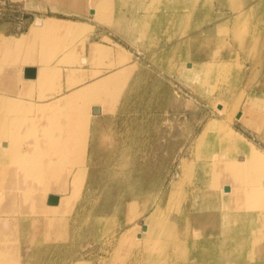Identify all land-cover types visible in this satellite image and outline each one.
<instances>
[{"label": "rangeland", "instance_id": "1", "mask_svg": "<svg viewBox=\"0 0 264 264\" xmlns=\"http://www.w3.org/2000/svg\"><path fill=\"white\" fill-rule=\"evenodd\" d=\"M188 1L194 0H159L158 4L156 0H151L155 4L153 23L151 25V20L140 22L147 27L150 25L153 27H150V33L148 31L141 33L137 29L138 25L136 26L138 18L136 13H139V17L147 13L145 6L149 0H129L125 1V4L124 1L119 0H104L101 4L97 3V10L92 9L90 0H0V87L4 86L5 90L10 86L15 87L18 82L22 83L21 90L25 87L27 81L20 77H24L25 65L32 62V59L26 60L24 56L20 57L19 54L24 53L25 50L28 52L33 49L39 50V55L36 56L39 63H48L49 59L50 62L57 59V56L47 57L51 53L40 45L42 42L40 27L45 29L47 26H38V23H44L51 18L57 21L81 23L82 29L73 30L70 35L61 36L59 43L56 41L51 43V46L57 44L60 48L66 47L65 51L59 50L61 53L64 52L61 59L65 62L78 61L83 64L100 61L98 64L105 66L106 61V65L111 66L108 55L117 52L120 57H125L128 54L126 52H129L131 56L129 61L134 63V69H130L126 77V84L129 80L133 84L129 83L130 97H126L122 103L125 106H122L124 111L118 114V119L114 122H108L110 129L115 128L118 132H124L125 135L117 141L110 136L104 137L102 148L114 149L116 154L107 151L98 154L99 158H96L97 164L107 165L109 164L107 160L113 156V164L117 168H98L95 174L98 183L91 186L85 182L80 192L86 193L82 198L87 205L96 203L98 210L103 209L104 206H112L119 212L120 218H115L107 224L108 228L101 233L98 232L100 239L93 244L90 256L83 258L84 264H189L187 259L176 261L171 256L177 249V244L171 240L176 236V230L172 227L174 221L179 225L177 234L182 240L195 239L199 233L200 236L206 235L213 238L215 247L212 250L218 255L222 253L226 258L214 259L209 264H258L257 258L264 257V231H262L264 226H261V223L258 222L256 232L247 233L254 235L255 240L246 243L240 239L246 233L241 234L237 230L222 232L221 227L213 226L212 223L219 222L221 218L219 215L212 216L211 211L205 212V216H200L199 221L195 222L196 217L193 215L197 206H193V203L196 205L200 202V197L196 193L200 188L182 176L183 158L190 156L195 135L200 134L203 124L212 117L217 118L219 123L237 140L246 142L254 154L255 152L264 153V0H253L259 2V5L252 12V16L243 18V23L240 24L236 23L235 15L241 10L244 0H196V6L191 8L186 7ZM90 11L94 15L90 16ZM90 17L110 34L104 35L101 41H91L88 47L89 54H85L84 42L89 39L91 32L94 33L93 26L89 23ZM34 27L40 29H34ZM125 27L127 31L124 30ZM210 28L212 32L206 34L205 31ZM24 34L27 36L23 38ZM92 37L99 40L100 35H92ZM79 51L77 59H74V55ZM40 52L44 56H41ZM185 62L223 69L220 73L213 74L209 81L204 83L206 90H200L196 82H190L184 75ZM219 68L216 69L220 70ZM49 71L44 70V83L51 78ZM142 91L145 92L144 96L138 97L136 94ZM251 102L254 106L249 104ZM219 103L222 104L219 105ZM247 103L250 105L249 109H247ZM124 116L126 120L121 121L120 118ZM221 128V126L218 127L219 130ZM126 134H129V137ZM196 158L202 157L200 155ZM234 158L239 161L242 156L235 155ZM194 164L190 167L192 172L197 171ZM94 171L95 169L90 170L88 176L91 177ZM197 172L205 173L201 185L203 191L208 190L211 194L214 190H223L224 187L213 185L215 184L214 169L210 165L206 169L199 168ZM242 174L246 177L250 175L247 170ZM258 177L264 178V169H261ZM179 178H182V182L174 193L173 200H169L170 183ZM255 178L251 177L250 181L255 183L257 181ZM0 185V219L2 216L20 214L18 198L17 202L14 201V205L16 203L17 205L11 212L4 206L3 193L6 191L4 179L1 180ZM245 186L248 185H243L241 189ZM78 197L79 194L76 195V198ZM130 199L134 200L135 211L132 212L129 211ZM241 203L242 205L239 203L236 207H240L244 213H252L254 210L264 211L259 202L248 203L247 200ZM154 204L161 208L157 220L159 224L156 222L157 228L161 230V241L151 244L147 240L136 242L134 237L128 242L119 244L117 235L108 237L111 231L119 230L123 220L124 223L127 221V224H130L129 220L138 218L142 225L144 216ZM72 207L64 213L69 212ZM220 210L222 209L219 205L214 207V212H220ZM244 225L238 224L236 229ZM4 234L13 242L12 252H18L21 257L22 249L18 242V234L14 238L10 232L2 231L0 239L5 237ZM117 234L119 235V232ZM105 237L107 240L104 239ZM226 237L230 238V241H223ZM234 246L238 248L244 246V248L237 253L233 249ZM54 249L51 247V249H43L44 251L36 250L39 251L36 255L40 257L35 259L37 264H58L56 257L59 250ZM201 249V246L197 250L189 248L188 253ZM243 252L244 254L240 255Z\"/></svg>", "mask_w": 264, "mask_h": 264}, {"label": "bare ground", "instance_id": "2", "mask_svg": "<svg viewBox=\"0 0 264 264\" xmlns=\"http://www.w3.org/2000/svg\"><path fill=\"white\" fill-rule=\"evenodd\" d=\"M90 1H91L92 9L97 10V3L101 4L104 0H90ZM119 1H124V4H125V1H129V0H119ZM156 1L158 4L159 0H156ZM233 1H236V0H233ZM243 2H242V6L240 7L241 10H239V12H237L236 15L234 14L235 21L238 24L243 23V18L247 16L251 17L252 12L259 5V2H254L253 0H244ZM236 4L238 5V1ZM154 5L155 4L151 2V0H149L147 6H145L147 7L146 8L147 13H144L142 17H139V13H136V18L138 16L136 26L138 25L137 29L139 30V32L141 33H144L146 31L149 32L151 29L150 27H153L151 25L153 23L152 21L155 16L154 11H153ZM194 6H196V0L191 1V2L188 1V4L186 5V7H190V8ZM55 20H56L55 18H51V19L45 20L44 23L42 22L38 23V26H47V28L45 29H43L44 27L43 28L40 27L41 28L40 38L42 40L40 45L43 46V48L48 53L51 52V50L56 51V50L63 49V51H65L66 50L65 46L60 48L59 46H57V44H53L51 46V43L54 41L59 43L61 36L70 35V33L73 32V30L82 29L80 25L81 23H78V22L69 23L63 20L62 21H57V20L55 21ZM146 20H151V25L149 27H147L146 25H142L140 22V21H146ZM74 24H76L77 26H75ZM127 24L129 25V23ZM40 28L34 27V29H40ZM124 30L127 31V28L125 27ZM223 31L225 32V30ZM211 32H212L211 28L205 31L206 34H209ZM240 32H242V30ZM22 36L24 38L27 36V34H24ZM71 48H69V50ZM108 56H112V54ZM163 58H164V55H163ZM216 68H219V67L214 66V68H211V67H205L204 64H196L195 62H185L184 63V75H186V77L189 79L190 82H196L200 90H203V89L206 90L207 87L205 86L204 83L209 81V79L211 78L213 74L220 73V71L223 69L222 67L219 68L220 70H217ZM100 71L102 70L97 71V73ZM23 75H24V72H23ZM120 75H122V73H120L119 71L108 73L106 75L103 74L96 80H93L91 82H88L86 84L79 86L66 97L51 99V100H47L44 102H39V101L37 102V101H31V100L28 101L26 100L25 97L24 99V98H19V97H12L7 93L6 94L0 93V182L2 179H4L6 183L5 185L6 191L3 193L4 194L3 202H4V206L8 207L10 212L16 207L17 203L14 205V201H16L17 198L20 201L19 208L21 209V214L29 213V212H47V211L52 212L54 214L56 212L67 211L74 205L76 200L79 198V197L76 198V195L79 194L80 196V192L84 185V182L87 176V171H88L87 169L88 167L86 164V146H87L86 140H87L88 134L86 131L90 123V118L94 115L101 114L108 109L111 110L110 108L113 103L111 104L109 99L115 91V89L111 85V81L119 78ZM84 77L85 75L81 79H83ZM20 78H22L24 81H27V83L31 84L30 88H32L35 81H40L42 83L44 82V70L40 68L35 77H26V76L22 77L21 76ZM10 88L15 89V87H12V86H10ZM64 93L65 92H63V94ZM221 104L219 103V105ZM249 104L254 106L253 102ZM249 104L248 103L246 104L248 106L247 109L250 108ZM219 126L222 127L221 130L218 129ZM196 135L191 145L190 156L184 157L182 160V170H183L182 176L184 177L185 180H187L190 183H194L195 185H198L200 188V190L196 192L197 195L200 197V200H199L200 202H197L196 205L195 203L192 202L194 204L193 206L195 207L197 206L195 208L196 210L193 215L194 217H196L195 222L199 221L198 219H200V216L204 217L206 213H209V211H211L210 213L212 216L219 215V217L221 218L219 222H216V223L213 222L212 223L213 226L221 227L222 232L237 230L238 233H241V234L246 233L245 236L243 235L240 238L241 241L246 242V243L252 242L253 240H255V236L254 235L252 236L250 234L256 232L258 228L256 227L258 226V222L261 223V226H264V211L254 210L252 213L250 212L244 213V211H242L240 207H236V205L239 203L240 205H242L241 202L248 200V203L255 202L257 204L259 202L262 205L261 207L264 209V178L258 177L261 169H264V153L260 154L261 152L259 153L255 152L254 154V151L250 149L248 145H246V142L237 140L232 134L229 133V130H227V128H224V126H222V124L219 123L217 118H213V117L209 118L208 122L203 124L200 134L198 136ZM108 152L116 154L114 149L113 150L110 149L108 150ZM200 155L202 157L201 159L196 158V156H200ZM235 155H241L242 159L238 161L237 159L234 158ZM110 158L111 159L107 160L109 164L107 165L102 164L98 168H104V167H108L112 169L117 168L113 164L114 157L112 156ZM127 162H128V159H127ZM193 163H195L194 166L197 171L199 170V168L206 169L210 165L211 168L214 169L213 178L215 179V184L213 185H216V186L219 185L221 187H224L223 190L222 191L214 190L215 193L213 191L211 194L210 192H208V190L203 191L201 185L203 184L202 179H204L205 173L203 172L202 174H198L197 171L192 172L190 167ZM123 165H126V164H123ZM121 167L123 166L121 165ZM187 167H188V170H186ZM97 169H95V171L92 172L91 177L89 178L88 185L93 186V184L98 183L95 177ZM245 170L249 171L250 175L248 177L242 174L244 173ZM250 171H253L255 173H252ZM251 177H256L255 179L257 181L255 183L251 182L250 181ZM182 178L174 179L170 183V189L168 192L169 200H173V196L175 195L174 193L179 188L178 186L179 184H181L180 182H182ZM194 178H195V181L193 182ZM102 184L103 183H101V185ZM243 185H248V186H245L243 189H241ZM157 191H159V189ZM50 194L57 195L58 197L57 202L56 203L48 202L47 204H45V200L46 198L48 199ZM246 196H248V198H246ZM215 203H218V204H215ZM155 204L154 206L152 205L153 206L152 208L150 207L148 209L147 214L144 216L145 219L142 225L138 218L131 220V221L129 220L128 223L130 222V224H127V222L124 223V220H123V223H121L119 230L111 231V235H109L108 237L112 235H117L116 238L119 244L128 242L131 238H134V237L136 238V242H143L147 240L148 243L151 244V243L161 241V236H160L161 230L157 228V225H156V222L157 223L159 222L157 220L159 218L161 208L160 206H155ZM218 205H219V208H221L222 210H220V212L218 211L214 212V207H217ZM106 208H108V206H106ZM232 208H235V210H231ZM103 209H100V210H103ZM129 211L130 212L135 211L134 200H131V208ZM19 219L20 218L16 214H10V216H6V217L2 216L0 219V232L2 231L4 233L10 232L12 235H14V238H15L16 235L18 234L17 230H19L17 229V226L19 224ZM109 220L110 218L103 214H100V215L96 214L95 225L97 226V228L99 229L102 228L104 230L108 228L107 224ZM90 224L91 223H89V225ZM238 224H241V225L246 224V225H244L243 227H239L240 229H236V226ZM178 226L179 225L177 222L174 221L172 223V227L176 230L175 231L176 236H174L171 240L177 244L176 251L174 252V254L171 255L174 258V260L177 261L181 259V260L186 261L187 259L189 264H209L214 259L226 258V256H223L222 253L221 254L219 253L218 255V254H215L216 252L212 250V248L215 246L213 245L214 240L211 237H206V235L200 236V233H199V235L197 234L198 236L195 237V239H191V240L187 238H184V240L180 239L177 234V232H179ZM196 227H197V223H196ZM262 231H264V228ZM107 232H109V230ZM116 232L117 233L119 232V235ZM247 233H250V234H247ZM3 236L5 237L0 239V264H25V262L21 260L22 257L18 255V252L17 253L12 252L13 242L11 241V239L10 238L8 239L6 234H4ZM104 239L107 240V237H105ZM229 239L230 238L226 237L223 239V241L225 242L230 241ZM200 246L202 249L196 252L195 250H197ZM189 248L190 249L195 248V250H193L191 253L189 252L190 253L189 254L188 253ZM243 248L242 247L238 248L237 246L233 247V249L237 253ZM114 250H115V247H114ZM38 252L39 251H37V253ZM261 252L263 251L261 250ZM165 254L167 255V253ZM243 254L244 252L241 253L240 255H243ZM194 259H196L197 261ZM257 259L259 261L258 264H264L263 256L260 257L261 260L259 258ZM84 263H85V259L83 258L75 259V260H72L71 262H68V264H84Z\"/></svg>", "mask_w": 264, "mask_h": 264}, {"label": "crops", "instance_id": "3", "mask_svg": "<svg viewBox=\"0 0 264 264\" xmlns=\"http://www.w3.org/2000/svg\"><path fill=\"white\" fill-rule=\"evenodd\" d=\"M91 15H94V13L90 11V16ZM60 18H63V17H60ZM89 19H90L89 23L93 26V30H94V33L92 34V32H91V34L93 36L100 35V38H99V40H96V37H92V35L90 34L89 39H87L84 42V53L85 54H89L88 47H89V43L91 41H101L102 37L104 35L109 36V34H110V32H107V30L104 29V27H102L101 24H99L96 21L93 22L92 17H90ZM73 20H75V19H73ZM84 21H86V20H84ZM111 38L113 39V37H111ZM38 51L39 50H36V49H33L31 52H28V50H25L24 53L19 54V55H20V57L24 56V58L26 60L32 59V62H30L29 64H26L25 66L34 67L35 68V76L37 75L39 68H43L44 70L45 69H47L48 71L50 70L49 74L51 75V78L48 81L46 80L45 83L35 81L32 88H30L31 84L25 83V87L23 88V90L20 89V88H22L21 82H18V84L15 86L16 90L14 88L12 89L10 87H9V89L5 90V88H3L4 86H2V87H0V93H4V94L7 93L12 97H19V98L25 97L26 100H28V101L31 100V101L44 102V101L51 100V99L66 97L73 90L78 88L79 86L86 84L88 82H91L93 80H96L97 78H99L103 74L106 75L108 73H112L115 71H119L120 73H122V75H120L119 78L111 81V85L115 89L114 93L112 94V96L109 99L111 104L113 103L111 108H110L111 110L108 109L101 114H97V115L92 116L90 118V123H89L88 129L86 131L88 134L87 140H86L87 141L86 142L87 143V146H86V164L88 167L86 178L87 177L90 178V176H88V175H90V170L97 169L98 167H100L102 165V164H97L96 158H99L98 154H100L102 152H107L109 150V149H103L102 148L103 147L102 146L103 141H104L103 138L110 136L112 138H115L117 141V139L124 137V135H125L124 132L120 133L115 128L110 129L109 128L110 123H108V122H114L116 119H118L117 118L118 114H121L124 111V109H122V106H123L122 103H123V100L126 99V97H129V95H128V91L130 89L129 83H132L129 80L127 82V84H128L127 85L126 84V77H127L128 71H130V69H134V63L132 64V62L129 61V58L131 57L129 55V52H126L128 54H126V56L123 58L120 57L117 54V52H114L112 54V56H107V57H110L109 61L112 63L111 66L100 65V64H98L100 61L97 63L96 62L95 63L86 62L83 64L78 62V61H74V62L70 63V62H65L63 59H61L62 56L64 55V52L61 53L59 50H57V51L51 50V52H49L51 54H48V56H47V57H51V58L54 56H57L56 57L57 59L50 62V59L48 58L49 59L48 63L47 62L39 63L38 60L36 59V56L39 55ZM40 53H41L40 54L41 56H44V54L42 52H40ZM79 53H80V51L76 52V54L74 55V59H77ZM105 63H107V62L105 61ZM99 70H102V71L97 73V71H99ZM82 73H83V75H85L83 80H81ZM30 89H32V90H30ZM1 90H3V91H1ZM63 92H65V93L63 94ZM136 95L144 96V93L142 91V93H137ZM55 96H57V97H55ZM120 98H121V100H120ZM120 105H121V108H120ZM124 117H121L120 120L125 121L126 117L125 118ZM168 119L170 121V118H168ZM126 135L129 136V134H126ZM89 178L87 181L85 179V182L87 184L89 182ZM83 195L84 194L80 193V196L76 200V202L74 203L72 209L66 213L56 212L53 214L52 212L47 211V212H29V213H24V214L23 213L22 214L21 213L16 214L20 218L19 224L17 226V229H19V230H17V233H18V242H20V245H21L20 247L22 249L21 257H22L23 262H25V264H37L35 258H38L39 256L36 255V253H37L36 250L44 251L43 249H45V248L50 249L51 247L55 248V249L58 248V250H59L58 252L61 251L60 253L57 254V257H56L57 260L59 259L58 261H56L58 264H68V262H71L72 260L79 259V258H85L86 259V256H90L89 254H91L93 244L98 239V232L100 231V233H101L103 231L102 228L98 229L97 226L95 225L96 214H98V215L103 214V215L109 217L110 220L108 223H111L113 220H115V218L116 219L120 218V214H119V212H115L116 209H114L112 206H110L108 208L105 207L103 210H98L96 208L95 203H94L95 205L94 204L87 205V203L85 202V199L82 198ZM81 199H82V201H81ZM47 200L48 199L46 198L45 204L48 203ZM86 205H87V207H86ZM81 208H83V209H81ZM84 208H85V210H84ZM81 214H83V215H81ZM65 215H66V217H65ZM89 223H91V224L89 225ZM62 230L65 232H63ZM87 232H88V234H87ZM47 233H49V234H47ZM34 242H35V244H34ZM66 261H68V262H66ZM42 263H44V262H42Z\"/></svg>", "mask_w": 264, "mask_h": 264}, {"label": "water", "instance_id": "4", "mask_svg": "<svg viewBox=\"0 0 264 264\" xmlns=\"http://www.w3.org/2000/svg\"><path fill=\"white\" fill-rule=\"evenodd\" d=\"M24 76L34 77L35 76V68L32 66H25L24 67ZM57 199H58L57 195L50 194L47 201L49 203H56Z\"/></svg>", "mask_w": 264, "mask_h": 264}]
</instances>
